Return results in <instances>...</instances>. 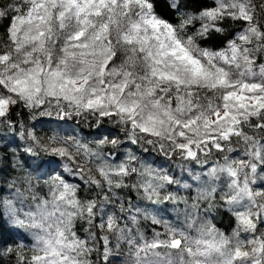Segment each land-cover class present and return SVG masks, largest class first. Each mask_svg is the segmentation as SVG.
Listing matches in <instances>:
<instances>
[{
    "label": "snow or ice",
    "instance_id": "6c2138e0",
    "mask_svg": "<svg viewBox=\"0 0 264 264\" xmlns=\"http://www.w3.org/2000/svg\"><path fill=\"white\" fill-rule=\"evenodd\" d=\"M0 128L37 159L16 264H264V0H0Z\"/></svg>",
    "mask_w": 264,
    "mask_h": 264
},
{
    "label": "trees",
    "instance_id": "16d2710c",
    "mask_svg": "<svg viewBox=\"0 0 264 264\" xmlns=\"http://www.w3.org/2000/svg\"><path fill=\"white\" fill-rule=\"evenodd\" d=\"M2 23H4L6 26L7 21H2ZM31 123L35 122L26 120V124L29 126ZM30 130L34 132L38 140L42 143H47L48 138L53 135H75L78 138L91 140L92 137L89 135V133L94 132V129H90L87 123H81L79 120L70 121L69 123L64 124L62 127H57V124L54 121H48L47 118H45L44 122L36 123L35 128ZM31 143L32 141H28L26 143L25 140L21 139L18 134H14L12 131H6L0 128V157L5 158L2 163H0V167L4 168L3 173H0V177H5L8 180H11L17 176L26 175L27 173H32L33 176L38 175L37 173L33 172V167H30V165L34 166L37 163V159L33 158L30 156V154L24 151V148L27 146V144ZM40 159L46 160L48 157H46L44 153L41 152ZM156 163L163 164L164 167L169 166L167 162L163 161L162 157L156 158ZM13 165H20V167L14 168ZM172 167L175 168L174 163L172 164ZM52 168H57V172H63L62 167H57L54 164L51 166L47 164L44 165L42 171L48 172L51 171ZM198 170L199 169H197V171ZM176 171L178 172L179 170L176 169ZM64 175L68 176L67 173H64ZM44 178L47 179V176ZM68 179L70 181L74 180V178L70 176H68ZM33 183L35 184L36 181L34 180ZM40 183L43 184V181L41 180ZM0 187L4 188L5 195L9 194L3 179H0ZM181 194L183 195L184 193ZM180 208L182 212L183 206L181 205ZM168 215L172 219H175L177 215L176 212L172 210V206H169L168 208ZM180 219L183 220V215L180 216ZM213 222L221 230L225 231L226 233H230L231 228L229 226V217L227 215H218ZM231 226H235L234 218L232 220ZM157 230L161 229L158 228ZM22 232V229L14 228V225L8 220L7 216L3 218V222L0 223V250L4 248H12L15 251L0 256V264H16V256L18 251H23L25 254L31 255V253L28 251L29 247L31 246V237L24 238L20 234ZM145 235L148 239L152 238L151 228L145 229ZM18 245L22 247L18 248Z\"/></svg>",
    "mask_w": 264,
    "mask_h": 264
}]
</instances>
